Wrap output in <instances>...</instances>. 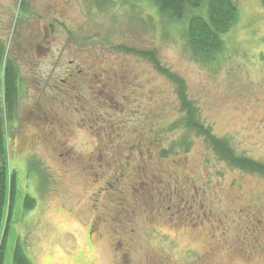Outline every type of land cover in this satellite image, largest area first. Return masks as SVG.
I'll return each instance as SVG.
<instances>
[{
  "label": "rangeland",
  "instance_id": "1",
  "mask_svg": "<svg viewBox=\"0 0 264 264\" xmlns=\"http://www.w3.org/2000/svg\"><path fill=\"white\" fill-rule=\"evenodd\" d=\"M20 3L0 0L4 63L22 78L17 126H7L19 195L6 264L18 244L32 264H264V176L172 131L175 84L122 50L157 53L214 133L264 163L263 1L237 0L238 22L208 63L188 46V16L175 22L147 0ZM45 123L54 152L30 139L50 134ZM30 155L45 168H25Z\"/></svg>",
  "mask_w": 264,
  "mask_h": 264
},
{
  "label": "trees",
  "instance_id": "2",
  "mask_svg": "<svg viewBox=\"0 0 264 264\" xmlns=\"http://www.w3.org/2000/svg\"><path fill=\"white\" fill-rule=\"evenodd\" d=\"M158 12L175 22H181L188 16L186 37L193 56L200 62L215 61L225 50L224 35L229 33L238 22L239 6L237 0H147ZM263 4H264V0ZM26 0H21L24 8ZM21 16V15H19ZM130 54L143 57L152 62L156 70L175 84L180 102V117L172 131L184 130L205 140L220 160L230 168L243 173L264 176V163L238 154L229 139L218 137L211 126L201 119L199 111L188 95L184 79L162 65L157 53L123 49ZM5 45L0 41V264H6L7 237L10 232L16 197H18L17 171L11 168L7 126L13 123L17 115L21 88V75L16 66L5 61ZM181 146L190 144L184 139ZM167 151L162 156L167 157ZM35 202L25 199L26 211L34 208ZM2 241V242H1ZM14 264H32L26 250L18 244L14 253Z\"/></svg>",
  "mask_w": 264,
  "mask_h": 264
},
{
  "label": "flooded vegetation",
  "instance_id": "3",
  "mask_svg": "<svg viewBox=\"0 0 264 264\" xmlns=\"http://www.w3.org/2000/svg\"><path fill=\"white\" fill-rule=\"evenodd\" d=\"M16 118H17V115H16V117L14 118V121H13V124L14 125H16L17 126V121L18 120H16ZM48 121V120H47ZM39 122H41V121H39ZM45 125L46 126H44L42 129H44L43 131H47V130H49V135L47 136L43 131V134L41 133V135L39 136V137H30V139H32L31 140V142H34V144L35 143H37V145L38 144H40L41 142H43V143H45V144H48V145H50L51 146V148H52V151L54 152V150H57V144L53 141L54 140V136H55V134H54V132H52V130H53V128L51 127V126H49V124L47 125V123H45ZM21 140L22 139H28V137L26 136V135H21ZM50 139L52 140V141H50ZM50 141V142H49ZM60 149V148H59ZM61 150V149H60ZM61 158H63V159H65V161L64 162H69V161H71L70 159H68V157H69V153L66 151V152H64L63 151V153H61L60 155H59ZM66 157H67V159H66ZM67 160V161H66ZM23 163H24V166H25V168H28V169H34L36 166H38V165H40L41 167H43V168H45L43 165H42V163L40 162V159H38L37 157H35V155L33 156V155H30L29 157H26L25 159H24V161H23ZM63 167H66L67 169H71V166H70V164H63L62 165ZM84 167H87V168H89L90 170L89 171H92L93 169H91L92 168V165H84ZM47 169V168H46ZM49 170V169H48ZM26 198H30V199H32V197L30 196V194L29 193H27V194H25L24 195V199H26Z\"/></svg>",
  "mask_w": 264,
  "mask_h": 264
}]
</instances>
